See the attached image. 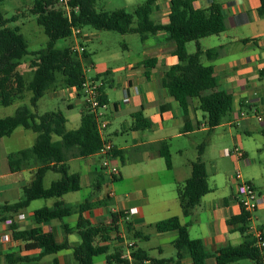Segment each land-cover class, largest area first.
<instances>
[{
	"label": "crops",
	"instance_id": "0c3cea01",
	"mask_svg": "<svg viewBox=\"0 0 264 264\" xmlns=\"http://www.w3.org/2000/svg\"><path fill=\"white\" fill-rule=\"evenodd\" d=\"M212 4H219L222 8L226 22L225 31L201 38L198 42H188L186 48L190 54L196 53L198 49L203 52L219 49L217 57L210 59L203 55L202 62L204 65L214 67L219 84L217 90L233 96L232 111L230 117L211 132L208 140L210 143L219 132H227L231 141L233 140L230 145L231 143L234 147L241 145L248 159L242 135L235 136L233 127L244 134L256 133L264 138L263 129L261 131L258 129L259 124L264 126V3L263 0L194 1L197 9L206 10ZM170 8L171 0L158 1L152 18L158 23H167ZM99 36L100 34L95 31L84 33L82 30L81 37L78 39L72 37L73 42L69 46L85 47L89 55L86 62L87 77L98 78L104 83L102 92L107 100L104 114L108 121L105 137L114 145L111 161L119 167L120 174L115 179H110L98 168L94 161L95 156L87 159L72 158L69 160L70 171L74 164L78 170L72 173H79L81 178V189L76 192H85L87 198L67 201V196L76 193L70 192L60 199L55 198L51 206L45 207L54 208L58 201L66 208L77 207L86 202H104L84 212L85 219L94 225L108 224L111 221V213L138 209L139 213L132 218L131 224L135 231L142 232L147 237L143 239L145 241L152 238L149 230L157 232L154 226L157 222L179 217L181 223L188 226L190 237L201 239L209 253H216L229 245H239L243 241V236L236 231L235 225L228 223L231 217L240 215L242 210L234 194L233 175L229 176L228 183L223 189L216 181L213 186L209 184L210 192L202 198L201 203L188 215L183 213L178 187L190 177L191 163L198 157V147L204 142L208 127L203 111L198 108V99H194L188 117V123L193 125V129L186 133L182 132L186 123L184 111L180 103L162 85L166 69L178 63L174 45L167 41L166 33L150 35L143 41L144 45L148 44L146 50L137 57L130 55V47L124 45L128 54H113V66L100 56L96 62L92 59L93 53H96V56L99 54L97 51L91 53L85 43ZM149 59L154 61L146 65ZM25 66L21 64L20 67L26 70ZM90 70L94 72L92 75H89ZM107 84L110 90L106 89ZM50 95L64 100L68 109H73L76 101L83 105L82 100L75 93L68 92L66 88L50 92ZM140 111L149 121V127H134L133 115ZM258 117H262L263 121H259ZM80 119L81 113L79 120L73 115L67 117V128L69 130L78 128ZM71 121L73 126L69 128ZM199 123L200 127L197 126ZM20 128L23 127L0 139V205L11 204V197H17L19 201L20 192L30 185L35 177V168L12 172L8 164V155L11 152L5 149L1 151V145L5 147L9 142L5 140L26 139L28 136L31 138V135L24 131L26 129ZM161 140H167L170 144L173 164L171 169L167 168L160 151L151 146ZM230 152L228 145L219 150L222 158L230 157ZM203 156H206V149ZM210 161L212 165L217 166V161L213 159ZM205 165L207 169L206 161ZM31 203L26 209L12 217L9 216L16 219L18 214L25 215L23 220H15L19 230L39 228L43 233H53L57 243L68 242L70 247L41 257L40 249L26 248V241L16 239L12 227H8L4 220L0 222V235L10 232L12 239L8 243L0 242V264H54L55 259L59 264H77L73 258V247L80 244L81 237L77 232L67 233L64 226L74 228L80 214L76 212L63 219L38 224L34 219V212L40 208L27 212ZM259 207L264 209V194L260 196ZM250 226L259 228L264 233V222L256 225L252 220ZM120 229L126 231L124 224L120 225ZM157 235L164 243L174 246L178 232H157ZM127 239L133 241L137 248L144 249L151 257L149 251L139 245V241L128 237ZM115 247H120L123 255L127 253L125 241L121 244L113 241L112 250ZM159 251L162 253V248H159ZM11 255L22 260L14 261ZM98 263L107 264L106 256H97L94 264ZM181 264H192L187 252H183ZM208 264H215L214 259H210ZM236 264L256 263L242 260Z\"/></svg>",
	"mask_w": 264,
	"mask_h": 264
},
{
	"label": "trees",
	"instance_id": "16d2710c",
	"mask_svg": "<svg viewBox=\"0 0 264 264\" xmlns=\"http://www.w3.org/2000/svg\"><path fill=\"white\" fill-rule=\"evenodd\" d=\"M4 1L0 0V106L7 107L18 100H24L29 92L30 104L37 108L39 100L48 92L64 88L80 91L87 78L86 62L89 55L86 51L80 54L71 46L57 47L56 43L72 38L73 29L90 26L99 31L138 33L142 41H146L150 35L166 33L167 41L174 45L178 63L166 69L162 85L180 103L184 111L186 123L182 132L193 129V125L188 123V117L194 99H198V108L205 114V124L208 127L206 139L216 127L230 117L233 96L217 90L219 84L214 67L202 62L203 55L210 59L217 57L219 49L205 52L198 49L196 53L190 54L186 48L188 42H198L201 38L225 31L226 22L219 4H212L204 10L194 6L195 0H171L169 21L163 24L152 18L160 0H145L133 13L125 9L98 11L96 5L99 0H72V7L79 9L72 10L70 18L55 0H36L31 11L37 15V22L44 28L49 41L44 48L30 52L20 28L7 26L9 22L16 21L17 16L4 17L1 12V4ZM29 54L32 55L30 66L33 71L31 78L27 79L19 71V67L23 58ZM153 61L154 59H149L145 64ZM78 94L80 96V93ZM102 101L107 102L103 92ZM133 118L135 128L149 127L150 123L141 111L135 113ZM67 121L61 110L39 115L27 106H20L12 116L0 117V139L10 136L19 127L37 134L31 147L8 155L12 172L32 168H35L36 172L31 184L23 188L22 199L0 205V222L26 209L35 200L60 199L81 189L80 174L70 171L69 160L87 159L98 155L103 141L98 132L96 115L85 103L82 105L79 127L69 130ZM200 125L199 123L197 126ZM262 132L264 134V128ZM169 145L167 140H161L151 146L160 151L167 168L171 169L173 164ZM206 145V140L199 145L198 157L191 163V175L178 187V197L184 215H188L210 192L208 173L203 160ZM49 172L60 174V178L46 187L44 181ZM102 204L104 202H86L77 207L66 208L58 201L54 208L43 207L36 210L34 219L36 223L43 224L63 219L76 212L80 214L74 228L64 226L67 233L77 232L81 237L80 244L73 247V258L77 264H94V259L101 255L106 256L107 264H181L183 252L189 254L192 264H208L212 258L215 264H236L242 260L264 264V248L258 247L257 240L248 234L251 216L243 210L240 215L231 217L228 221L230 225H235L236 231L243 236L239 245H229L216 253H209L201 239L190 237L188 226L182 224L179 217H171L157 222L154 226L158 233L178 232L174 241L176 258L152 259L144 249L135 245L133 260L129 261L123 258L120 247L112 250L113 241L119 244L125 241L119 236L121 229L117 225L122 212L111 213V221L100 225L92 224L83 216L84 212ZM124 226L128 238L135 241L147 238L142 232L135 231L131 222H125ZM12 229L16 239L27 242L26 248L40 249L41 257L70 247L68 242L57 243L53 233H43L39 228L19 230L14 223ZM14 259L22 260L17 256ZM54 264H59L57 259Z\"/></svg>",
	"mask_w": 264,
	"mask_h": 264
},
{
	"label": "rangeland",
	"instance_id": "374dc122",
	"mask_svg": "<svg viewBox=\"0 0 264 264\" xmlns=\"http://www.w3.org/2000/svg\"><path fill=\"white\" fill-rule=\"evenodd\" d=\"M35 1L36 0H5L1 4V12L5 18H12L14 16H17V20L9 22L7 26H9L10 28H20V32L27 40L28 49L30 52H34L44 48L49 41V37L45 33L44 28L37 22V15H35L31 11ZM144 1L145 0H99L97 2L96 9L98 11H114L117 9H125L128 12L133 13L138 5L142 4ZM83 31L84 33L95 31L100 34L99 37H95L85 44L91 53L97 51V53L99 54L98 56H96V53L92 54V59L95 62L100 56L103 59L107 60L110 64H112V66L114 64L112 58L113 54H128L127 50L124 48V45L130 47V55H132L133 57H137L139 56V54H143V52L146 50V45H148H144V42L141 40L138 33L121 34L115 31H99L90 26L85 27ZM71 42H73L72 38L59 40L57 41L56 45L57 47H66L69 46ZM31 59L32 55L29 54L22 60V64L26 65V70H23L21 67H19V71L24 74L27 79H30L32 76V68L30 66ZM93 73L90 70L89 75H92ZM106 89L110 90L108 84L106 86ZM30 97L31 93L28 92L24 100H18L14 104L7 107L0 106V117L12 116L15 114L17 108H19L20 106H27L31 108L33 112H36L39 115L50 111L61 110L67 117L70 118L73 115L77 120H79V116L82 110L81 102L78 103V101H76L74 108L68 109L64 100L58 97H51L50 92H48L44 95L43 98L39 100L37 108H33L30 104ZM72 126L73 122L71 121L68 127L72 128ZM263 128V125H258V129L260 131ZM24 131H27L28 135H31V138L28 136L26 139L21 138L16 140H5L9 142L5 145V147L1 145V151L5 149L8 152H15L22 148L25 149L31 147L36 140V133L29 130ZM233 132L235 136L238 134L242 135L243 145L248 152V163L241 162L239 166V170L241 172L243 180L252 181L256 186L257 192L262 195L264 194V138H262L263 136H261V134L258 135L256 133H253L252 135L244 134L241 130H237L235 127H233ZM205 140L207 142V145L205 147L206 156H203V160L204 162H207L209 184L210 186H213L214 181H216L219 187L223 189L228 183L229 176H235L238 170V165L233 156L222 158L220 156L219 150L226 145H228L229 148L233 150V140L231 141V138L227 132H219L218 136L216 135L215 137H213V140L210 143L208 139L205 138ZM230 142H232L231 145ZM238 147L241 148V145L239 146L238 144ZM210 159L217 161L216 167L214 164L212 165ZM94 161L96 162L98 168H100L102 157L100 155H96L94 157ZM77 170L78 169L74 167V164H72L71 172H77ZM59 178L60 174L49 172L45 178L44 184L46 187H49L52 181ZM260 194L259 196H261ZM85 196V192H76L72 193L70 196H67L66 200L73 202L74 200L87 198ZM21 198H23V191L20 192V199ZM10 200L13 203L16 202L18 198L11 197ZM55 200V198L35 200L31 203V207L27 209V212H30L36 208L51 206ZM253 222L256 225H261V223L264 222V209L259 207V209L254 212ZM148 232L152 234V238L149 241H139V245L148 250L152 258L159 259L171 258L176 256L177 251L173 244L164 243L157 235V232H155L154 230H149ZM159 248H162V253H160Z\"/></svg>",
	"mask_w": 264,
	"mask_h": 264
},
{
	"label": "built area",
	"instance_id": "2783aa9c",
	"mask_svg": "<svg viewBox=\"0 0 264 264\" xmlns=\"http://www.w3.org/2000/svg\"><path fill=\"white\" fill-rule=\"evenodd\" d=\"M57 5L63 9L66 16L71 17L72 10L78 11V7L73 8L71 3L72 0H55ZM82 30L80 28L73 29L72 37L79 38L82 35ZM73 50L78 53H83L86 51L83 45H78L77 47H72ZM104 83L102 80L98 78L87 77L85 82L83 83L80 91H77L73 88H66L68 92H73L79 97L83 103L88 105V107L95 113L97 124H98V132L103 141V145L98 152V155L102 157L101 161V171H103L110 179H114L119 176L120 169L118 166L114 165L111 161V156L114 151V145L105 137V131L108 127V121L105 118L104 110L106 109V103L102 101V87ZM80 93V96L79 94ZM259 121H263L262 117H258ZM230 156H233L237 165L238 170L233 177V184L235 190V197L238 200V203L241 209L250 214L249 220L252 222L253 214L258 209L260 205V196L257 192L254 184L249 181H244L239 170V166L241 162H247L248 159L242 148L235 146L233 150L230 152ZM112 193L109 194L111 196ZM139 213L138 209L126 210L122 211L117 225H123L125 222H131L132 218ZM25 218L24 214H18L16 219L9 218L6 220V224L8 227H12V225L16 222L15 220H23ZM248 234L252 235L257 240V246L260 248H264V238H263V230L259 228H253L250 226L248 230ZM119 236L123 238L126 242L127 253L123 255L124 259L129 261L133 260L132 250L135 246V243L126 237V231L121 230ZM12 239L10 232H5L0 235L1 243H8Z\"/></svg>",
	"mask_w": 264,
	"mask_h": 264
}]
</instances>
